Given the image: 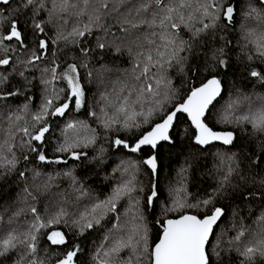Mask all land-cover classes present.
Here are the masks:
<instances>
[{
	"label": "snow or ice",
	"instance_id": "obj_1",
	"mask_svg": "<svg viewBox=\"0 0 264 264\" xmlns=\"http://www.w3.org/2000/svg\"><path fill=\"white\" fill-rule=\"evenodd\" d=\"M0 264H264V0H0Z\"/></svg>",
	"mask_w": 264,
	"mask_h": 264
},
{
	"label": "trees",
	"instance_id": "obj_2",
	"mask_svg": "<svg viewBox=\"0 0 264 264\" xmlns=\"http://www.w3.org/2000/svg\"><path fill=\"white\" fill-rule=\"evenodd\" d=\"M172 163V160L171 159H165L164 160V164H165V169H164V172L165 174L167 173L168 171V166ZM210 166V165H209ZM210 182V181H209Z\"/></svg>",
	"mask_w": 264,
	"mask_h": 264
}]
</instances>
